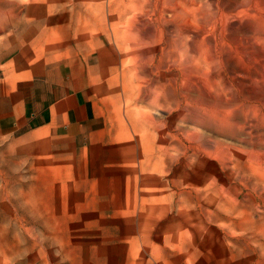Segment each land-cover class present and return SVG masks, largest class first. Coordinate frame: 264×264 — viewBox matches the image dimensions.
I'll return each instance as SVG.
<instances>
[{"label": "rangeland", "instance_id": "rangeland-1", "mask_svg": "<svg viewBox=\"0 0 264 264\" xmlns=\"http://www.w3.org/2000/svg\"><path fill=\"white\" fill-rule=\"evenodd\" d=\"M0 264H264V0H0Z\"/></svg>", "mask_w": 264, "mask_h": 264}, {"label": "bare ground", "instance_id": "bare-ground-1", "mask_svg": "<svg viewBox=\"0 0 264 264\" xmlns=\"http://www.w3.org/2000/svg\"><path fill=\"white\" fill-rule=\"evenodd\" d=\"M187 49H188V51L194 53V49L192 47H188ZM8 195H10V194H8ZM16 196H12L9 199L10 200L9 205H11L10 206V213L12 214V218L11 219H16L17 222H20L22 220H24L26 222L34 221L35 220V217L34 216L28 217V215L26 214V212L32 211V209L30 208L31 201H30V198L28 197V195L26 194L24 198L22 196H17V197Z\"/></svg>", "mask_w": 264, "mask_h": 264}, {"label": "crops", "instance_id": "crops-1", "mask_svg": "<svg viewBox=\"0 0 264 264\" xmlns=\"http://www.w3.org/2000/svg\"><path fill=\"white\" fill-rule=\"evenodd\" d=\"M72 100L74 102V108H75L76 105H77V103H78V99L72 97ZM33 118H34V120H33L34 123H41L42 122V119H43V117H42V115L40 113H35L33 115Z\"/></svg>", "mask_w": 264, "mask_h": 264}]
</instances>
